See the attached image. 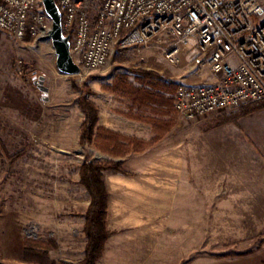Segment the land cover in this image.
Masks as SVG:
<instances>
[{"label": "rangeland", "instance_id": "rangeland-1", "mask_svg": "<svg viewBox=\"0 0 264 264\" xmlns=\"http://www.w3.org/2000/svg\"><path fill=\"white\" fill-rule=\"evenodd\" d=\"M158 39L121 51L116 47L100 69L69 76L57 68L50 40H19L0 30V264H39L23 257L28 239L37 243L53 240L49 257L55 264H81L87 244L86 212L91 202L90 193L80 182L81 167L87 159L118 161L115 158L136 153L114 156L99 150L95 144H81L84 111L80 99L84 84L93 92L88 99L98 106L94 101L96 93L115 94L107 86L118 74L128 73L135 81V71H154L177 84L182 80L198 84L214 79L207 57L195 66L192 51L185 50L180 63L171 64L164 56L170 41ZM105 68L110 69L104 72ZM40 76H44L42 84ZM235 108L252 117L264 108V102ZM232 109L193 119L176 114L186 122L188 140L199 123H222L235 117L225 114ZM151 110L144 108L147 112ZM147 149L137 153L143 154L138 156L140 160L127 163L128 173H136L142 183L146 181L145 193L130 199V206L138 200L140 205L124 211L130 219L128 226L114 234L108 227L111 235L96 264H242L248 257L256 259L264 247V210L225 207L223 190L239 183L235 177L225 179V173L235 172L231 164L212 162V178L201 181L205 186L216 184L220 192L215 203L202 199L198 206L189 189L193 169L191 151L186 150L184 209L177 210L180 199L177 177H167L163 167L175 164L150 163L144 158ZM150 164L152 202L148 197V175L144 177L145 167ZM249 165L255 169L257 160ZM117 214L116 210L111 211V222ZM177 220L184 221L183 236L178 231Z\"/></svg>", "mask_w": 264, "mask_h": 264}, {"label": "built area", "instance_id": "built-area-1", "mask_svg": "<svg viewBox=\"0 0 264 264\" xmlns=\"http://www.w3.org/2000/svg\"><path fill=\"white\" fill-rule=\"evenodd\" d=\"M57 2L81 72L106 65L116 47L160 38L170 41L164 50L169 63H180L185 50L192 51L195 66L207 57L214 75L209 82L178 84L174 107L183 117L264 102V0ZM51 25L42 0H0V30L16 39L40 40Z\"/></svg>", "mask_w": 264, "mask_h": 264}, {"label": "crops", "instance_id": "crops-1", "mask_svg": "<svg viewBox=\"0 0 264 264\" xmlns=\"http://www.w3.org/2000/svg\"><path fill=\"white\" fill-rule=\"evenodd\" d=\"M195 43L194 39L192 44L195 45ZM187 60L185 61L187 62ZM109 69L105 68L104 72L109 71ZM103 78L101 77V79ZM100 92L105 95L101 96L96 93L94 100L99 106V127L116 131L124 136L144 140H152L156 136L152 124L136 120L130 116L132 103L129 99L105 91H99L98 93ZM121 105H124V107ZM151 109L153 111H143L144 114L151 115L164 122L174 121L171 132L147 149L145 153L148 156L145 155L144 158L152 164L158 161L175 164V166L165 164L163 167L167 170V177H177V193L178 196L180 195V199L176 204L177 210L179 208L184 209L186 150L191 151L193 169L191 177L193 181L192 188L189 189L196 205L199 206L202 199L208 203L216 202L217 194L220 192L215 187L217 185L215 184L213 187L210 185L205 186L201 178L211 179L213 176L212 162L221 161L225 163V166L231 164L230 168L235 171L225 173V179L235 177L239 181L234 188L226 187L223 190L226 195L225 207L227 209L264 210V108L256 111L252 114V117L246 116L240 108H231L232 110L226 111L225 114L235 115V117L222 123H208L209 125L199 123V128L197 131L194 129L188 140H186L185 133L186 122L184 119L177 117L176 113L178 111L175 109L174 103L171 108L159 106L156 109L151 107ZM136 110L135 108L134 111L137 112ZM178 114L182 116L180 113ZM187 125L189 126V123ZM216 154H220L218 159L215 158ZM140 155L143 154L130 153L126 157L115 158V160L124 161V168L128 171V161L137 162L141 158L138 157ZM255 160H257V165L254 169L253 165L249 164ZM151 166L150 164V166L145 167L144 177L148 175L150 189L148 197L149 201L152 202V175H150V171L153 170V166ZM174 167L176 170H169ZM135 174L107 172L104 175V181L109 192L108 227L113 234L129 224L130 219L124 215V211L136 209L138 204L140 205L138 200L132 201L131 204L133 203V205L130 206V199L146 191V181L142 183ZM167 183L170 186L172 185V183ZM113 210H116L118 214L115 215L116 220L111 222V211ZM176 225L180 235L183 236L184 221L177 220ZM181 239L184 240V237ZM256 255V259H252V256L248 257L245 261H242V264H264V247ZM227 264L232 263L228 262Z\"/></svg>", "mask_w": 264, "mask_h": 264}, {"label": "trees", "instance_id": "trees-1", "mask_svg": "<svg viewBox=\"0 0 264 264\" xmlns=\"http://www.w3.org/2000/svg\"><path fill=\"white\" fill-rule=\"evenodd\" d=\"M135 81L128 73L118 74L114 81L107 86L115 94L126 97L131 101V115L134 119L152 124L156 136L152 140L124 136L116 131L99 127V108L90 99L93 94L88 84L81 87L80 103L84 111L81 126L80 141L83 146L95 144L99 150L114 156H125L130 152L141 153L156 144L172 128L174 121H162L151 115L144 114V108L154 106L173 107L174 94L178 84L171 79H165L154 71H135ZM137 109L135 112L134 109ZM260 108V107H256ZM255 108V109H256ZM105 172L128 173L124 161H92L86 160L80 170L81 184L88 190L91 197L86 212L85 233L87 244L85 258L81 264H96L102 257L105 245L111 235L108 229L109 192L104 181ZM52 241L36 242L25 240L23 257L26 261L39 264H55L50 261L49 250Z\"/></svg>", "mask_w": 264, "mask_h": 264}, {"label": "water", "instance_id": "water-1", "mask_svg": "<svg viewBox=\"0 0 264 264\" xmlns=\"http://www.w3.org/2000/svg\"><path fill=\"white\" fill-rule=\"evenodd\" d=\"M45 11L52 21L47 34L42 37L50 40L56 54V65L59 71L65 75H77L81 73V66L75 61L71 53V38L64 32L63 15L57 0H42ZM44 76H40L43 83Z\"/></svg>", "mask_w": 264, "mask_h": 264}]
</instances>
